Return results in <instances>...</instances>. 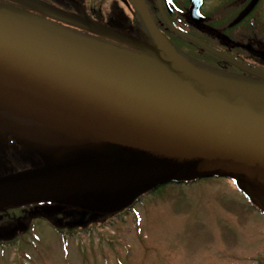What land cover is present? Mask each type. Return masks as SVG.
<instances>
[{
	"label": "water",
	"instance_id": "obj_1",
	"mask_svg": "<svg viewBox=\"0 0 264 264\" xmlns=\"http://www.w3.org/2000/svg\"><path fill=\"white\" fill-rule=\"evenodd\" d=\"M135 7L154 41L145 65L0 11V109L43 127L30 139L42 167L0 178V212L60 198L110 214L163 184L209 177L264 207V75L233 60L259 80L194 67Z\"/></svg>",
	"mask_w": 264,
	"mask_h": 264
},
{
	"label": "flooded vegetation",
	"instance_id": "obj_2",
	"mask_svg": "<svg viewBox=\"0 0 264 264\" xmlns=\"http://www.w3.org/2000/svg\"><path fill=\"white\" fill-rule=\"evenodd\" d=\"M135 1L142 8L146 6L159 32L196 67L256 79L235 66L233 60L264 74V0H0V11L145 65L149 53L144 47L154 41ZM41 126L0 109V178L42 166V158L30 144V139L43 129ZM92 218L93 223L102 219L100 214L60 198L9 207L0 212V247L34 240L38 222L63 232H82Z\"/></svg>",
	"mask_w": 264,
	"mask_h": 264
},
{
	"label": "rangeland",
	"instance_id": "obj_3",
	"mask_svg": "<svg viewBox=\"0 0 264 264\" xmlns=\"http://www.w3.org/2000/svg\"><path fill=\"white\" fill-rule=\"evenodd\" d=\"M35 233L0 247V264H264V216L225 177L170 183L82 232Z\"/></svg>",
	"mask_w": 264,
	"mask_h": 264
},
{
	"label": "trees",
	"instance_id": "obj_4",
	"mask_svg": "<svg viewBox=\"0 0 264 264\" xmlns=\"http://www.w3.org/2000/svg\"><path fill=\"white\" fill-rule=\"evenodd\" d=\"M156 190H157V189H156ZM153 191H155V190H153ZM153 191H152V192H153Z\"/></svg>",
	"mask_w": 264,
	"mask_h": 264
}]
</instances>
